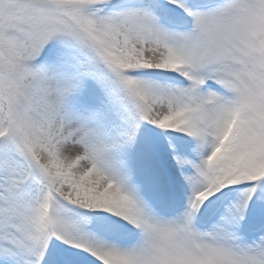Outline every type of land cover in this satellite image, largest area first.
Listing matches in <instances>:
<instances>
[{
	"label": "snow or ice",
	"instance_id": "snow-or-ice-1",
	"mask_svg": "<svg viewBox=\"0 0 264 264\" xmlns=\"http://www.w3.org/2000/svg\"><path fill=\"white\" fill-rule=\"evenodd\" d=\"M0 264H264V0H0Z\"/></svg>",
	"mask_w": 264,
	"mask_h": 264
}]
</instances>
